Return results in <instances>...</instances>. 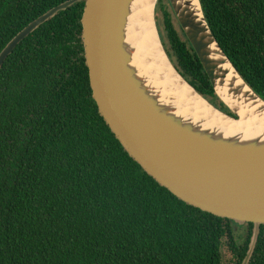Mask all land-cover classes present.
<instances>
[{"label":"trees","instance_id":"trees-1","mask_svg":"<svg viewBox=\"0 0 264 264\" xmlns=\"http://www.w3.org/2000/svg\"><path fill=\"white\" fill-rule=\"evenodd\" d=\"M65 1L0 0V53ZM201 2L218 42L264 99V0ZM84 6L43 23L0 68V264H224L225 245L242 264L254 224L179 199L111 131L90 84ZM157 13L178 70L232 113L169 0H160ZM249 264H264V225Z\"/></svg>","mask_w":264,"mask_h":264},{"label":"water","instance_id":"water-1","mask_svg":"<svg viewBox=\"0 0 264 264\" xmlns=\"http://www.w3.org/2000/svg\"><path fill=\"white\" fill-rule=\"evenodd\" d=\"M85 2L82 39L90 84L100 113L124 149L161 186L189 205L237 224L253 223L242 264H249L264 225V99L246 82L224 51L205 16L201 0H169L228 113L201 94L178 70L164 45L155 0L147 23L155 30L167 64L215 112L238 121L250 104L251 128L216 123L163 84L137 55L132 32L139 0H67L32 21L0 53V68L15 47L46 21ZM201 18L199 17V14ZM152 19V21H151ZM230 64L236 77L229 78ZM239 80L242 83H238ZM226 91L229 100L220 93ZM262 107H256L258 103Z\"/></svg>","mask_w":264,"mask_h":264},{"label":"bare ground","instance_id":"bare-ground-1","mask_svg":"<svg viewBox=\"0 0 264 264\" xmlns=\"http://www.w3.org/2000/svg\"><path fill=\"white\" fill-rule=\"evenodd\" d=\"M154 1L155 0H139L136 12L133 15L132 32L137 42L138 57L142 61L148 63L149 69L156 72L158 79H161L163 84L176 88L183 98L191 102L199 111L205 114H213L214 122L223 123L226 126L236 129L251 128L256 120V116L252 115V110L254 108H250V104L241 108V117L238 121L228 120L220 113L215 112V110L210 107L202 97L198 96L193 90H191V88H189L187 84L175 74L169 64H167L165 56H162L161 45L157 33L155 30L153 32L149 30V24L147 23L149 14H151V10H153ZM193 2L197 9H200L199 0H193ZM201 15L202 14L200 13V18ZM226 67L231 70L229 78L234 79L236 75L230 64H227ZM238 83H242V81L239 80ZM219 91L226 100L230 99L222 87H219ZM256 107H262V103L259 102Z\"/></svg>","mask_w":264,"mask_h":264},{"label":"rangeland","instance_id":"rangeland-1","mask_svg":"<svg viewBox=\"0 0 264 264\" xmlns=\"http://www.w3.org/2000/svg\"><path fill=\"white\" fill-rule=\"evenodd\" d=\"M165 6H167V3H166ZM157 9H158V7H157ZM157 15H158V13H157ZM160 33H161L162 38L164 39L165 38L164 35L166 34V32H165V28H163L162 25H161ZM243 230H244L243 227H241V228L238 227L237 228V231L239 233H242ZM223 254H224V264H234L233 258H232V254H231V252H230V250H229L227 245L224 246Z\"/></svg>","mask_w":264,"mask_h":264}]
</instances>
